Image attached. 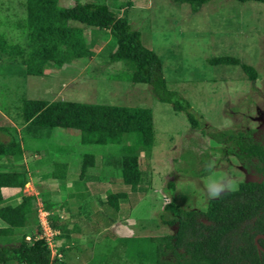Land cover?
Returning a JSON list of instances; mask_svg holds the SVG:
<instances>
[{"label":"rangeland","instance_id":"1","mask_svg":"<svg viewBox=\"0 0 264 264\" xmlns=\"http://www.w3.org/2000/svg\"><path fill=\"white\" fill-rule=\"evenodd\" d=\"M18 1L0 0V18L20 14ZM71 1L58 3L66 6ZM100 1L119 13L126 1L131 2L126 7L131 27L139 30L142 44L160 60L166 88L188 103L191 115L205 131L242 132L260 139L264 134V4L209 0L193 12L188 4L172 0ZM0 30L8 41L24 44L17 28L0 25ZM84 35L91 41L87 56L47 67L42 76L25 75L21 65L0 55V127L4 129L0 139L13 137L23 151L10 161L0 157V170L26 173L23 187L2 189V197L4 202L35 197L39 236L47 241L50 255L59 252L65 264H96L107 246L116 255L111 253L104 264H153L154 244L148 237L174 231L157 218L168 199L167 181L173 182L174 201L181 209L204 210L214 188L223 184V191L230 190L255 176L226 144L202 135L200 128H191L183 111L175 112L169 103L157 100L147 84L111 78L122 65L106 58L113 48L106 30L85 28ZM225 55L252 67L255 78L248 79L239 65L207 61ZM20 98L149 108L153 145L148 153L139 152L138 159L140 168L150 172V180L149 186L134 190L138 201L129 207L127 199H119L117 210L105 202L107 193L121 185L116 164L120 145H81L74 131L30 128L18 116ZM85 153L96 157L95 164L79 175ZM56 161L66 164L62 183L50 176ZM202 168L203 174H192ZM43 201L55 204L48 218L60 216L59 224L64 225L55 239L52 236L57 232L49 236L45 213L39 207ZM27 221L12 235L0 236V246L18 241L27 230L34 231V217ZM135 256L141 257L140 263ZM162 258L171 256L166 253Z\"/></svg>","mask_w":264,"mask_h":264},{"label":"trees","instance_id":"2","mask_svg":"<svg viewBox=\"0 0 264 264\" xmlns=\"http://www.w3.org/2000/svg\"><path fill=\"white\" fill-rule=\"evenodd\" d=\"M172 1L186 3L194 12L209 0ZM236 1L264 4V0ZM18 3L22 12L11 13V18L4 14L0 25L17 28L25 42L22 45L10 42L0 30V55L21 65L25 75L42 76L47 67H60L70 59L87 56L91 41L84 35V29L106 30L113 42L112 51L106 58L122 65L111 78L147 84L157 100L169 103L175 112L183 111L191 128H200L202 135L209 136L216 143L226 144V149L245 170L255 176L253 180L240 181L235 188L208 199L204 210L181 209L174 201V184L167 181L168 199L157 212V218L161 224L172 226L174 231L148 237V241L154 244L153 264H264V254L253 242L255 235H264V134L260 139H253L248 133L205 131L191 115L188 103L166 88L160 60L142 44L139 30L130 25L126 8L130 1L125 2L126 7L120 13L100 0H72L66 6L60 5L58 0H19ZM207 61L210 64L239 65L248 79L255 78L253 68L234 57L215 56ZM17 110L21 123L28 124L30 128L74 131L81 145H120L121 154L116 164L121 185L119 190L105 196L106 204L114 210L118 209L119 199H127L131 207L139 199L134 190L143 184L149 186L150 172L140 168L138 159L139 152L148 153L153 145L149 108L20 98ZM0 130L4 129L0 127ZM22 152L20 143L13 137L6 141L0 139V157L4 160L10 161ZM95 158L90 153L82 155L79 175L87 167L94 166ZM65 170L64 162H52L50 176L62 183ZM203 171L204 168L192 174L199 176ZM25 182V170H0V220L4 224L0 227V236H9L15 229L24 228L31 216L36 221L34 231L27 230L18 241L0 246V264H65L59 252L50 255L47 241L44 236H39L42 231L36 216L35 197L3 200L2 189L19 191ZM54 205L43 201L39 206L46 212L48 228L57 232L52 239L64 231V225L59 224L60 216L48 218ZM257 244L264 249V238L259 237ZM111 253L116 255L107 246L105 255L96 264H104ZM166 253L171 258H162ZM134 259L140 263L141 257L135 256Z\"/></svg>","mask_w":264,"mask_h":264},{"label":"clouds","instance_id":"3","mask_svg":"<svg viewBox=\"0 0 264 264\" xmlns=\"http://www.w3.org/2000/svg\"><path fill=\"white\" fill-rule=\"evenodd\" d=\"M215 183V181H213ZM226 186L221 184L218 188H214L212 191L209 192V196L215 198L220 195V193L224 190Z\"/></svg>","mask_w":264,"mask_h":264},{"label":"water","instance_id":"4","mask_svg":"<svg viewBox=\"0 0 264 264\" xmlns=\"http://www.w3.org/2000/svg\"><path fill=\"white\" fill-rule=\"evenodd\" d=\"M259 237L264 238V235H262V234H257V235H255L254 238H253V242H254L256 248H257L258 250H260V251L264 254V249H262V248L257 244V239H258Z\"/></svg>","mask_w":264,"mask_h":264},{"label":"built area","instance_id":"5","mask_svg":"<svg viewBox=\"0 0 264 264\" xmlns=\"http://www.w3.org/2000/svg\"><path fill=\"white\" fill-rule=\"evenodd\" d=\"M45 214H44V221H45V226H46V228H47V230H48V233H49V236L50 235H52L54 232L53 231H51L49 228H48V226H47V224H46V220H45V215H46V212H44ZM40 226H41V223H40ZM25 238H27L28 239V237H25Z\"/></svg>","mask_w":264,"mask_h":264}]
</instances>
